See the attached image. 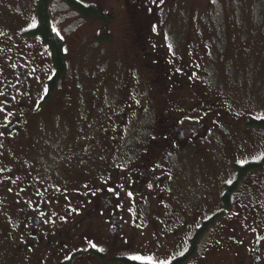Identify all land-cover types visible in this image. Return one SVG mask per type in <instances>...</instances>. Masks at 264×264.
Instances as JSON below:
<instances>
[{
    "label": "flooded vegetation",
    "instance_id": "flooded-vegetation-1",
    "mask_svg": "<svg viewBox=\"0 0 264 264\" xmlns=\"http://www.w3.org/2000/svg\"><path fill=\"white\" fill-rule=\"evenodd\" d=\"M48 2L51 9L52 0ZM133 2L137 3L136 8L126 24L116 25L122 31L119 40L123 48H114V63L106 56L100 60L101 64L97 62L94 70L86 69L87 91L82 88L79 96L75 91L79 86L72 84L76 86L72 92L64 82L73 77L75 71H71L68 62L78 53L74 48L69 52L64 37L53 29L66 49V64L57 71L48 45L35 30L36 2L32 7L33 19L18 29L15 36L6 38L0 30V92L3 93L0 107L5 109L0 113V123H5L4 116L9 111L12 113L7 118V128H0L4 132L0 136V264H78L88 258H96L101 264L156 263L147 258L129 259L141 257L133 251H115L109 256V252L101 251L97 245L95 248L89 245L87 239L92 233L88 235L84 228L87 223H96L97 231L114 248L123 246L133 229L142 231L152 227V218L157 221L164 218L166 223L161 225L170 230L176 216L177 206L173 201L182 160L191 158V148L199 147L201 141L209 145L211 136H219L217 128L223 126L220 119L223 114L210 111L220 102L205 91L203 84L192 86L198 84L196 79L203 67L194 65L191 59L197 48L186 43L183 55L179 48L187 39L183 34L172 36L167 42L160 40L166 31L162 30L165 24L160 19V29L154 27L153 0ZM104 28L97 22L92 35L101 50L104 46L97 40L106 39L108 33H103ZM199 57L196 56L201 60ZM74 77L78 81L86 75ZM191 88L193 98H188ZM57 90L63 93L56 96L62 104L52 109L48 102ZM45 118H49V124L56 121L54 130L61 133L63 127L62 134L77 145L69 151L78 155L74 164L83 171L85 179L81 185L74 184L79 179L75 176L61 182L52 170L48 171L47 153L54 149L43 145L42 150L34 152L33 161L25 155L35 139L34 129L47 121ZM226 126L224 131L228 130ZM235 157L238 161L232 163L228 155L224 157L232 175L224 176L217 186L215 205L204 213L207 215L189 225V235L180 243V248H185L183 255L171 249L161 260L170 264L189 260L186 253L190 242L195 235L197 241L200 238L197 229L203 223L208 229L233 206L235 195L245 186L243 167L247 162L256 164L262 159ZM204 158L205 161L200 158L202 161L196 163L199 166L204 163L208 177L209 174L214 177V161L209 155ZM249 171H254L252 178L259 172ZM252 178L251 183L255 184ZM229 180L232 183H227ZM109 188L116 192L108 191ZM260 200L261 214L243 215V233L227 228L235 246L240 243L244 246L237 249L232 264H264V197ZM161 232L165 235V231ZM73 236H83L85 243L71 242ZM195 245L199 249L200 244ZM126 258L130 262L122 261ZM156 261L160 262L159 257Z\"/></svg>",
    "mask_w": 264,
    "mask_h": 264
},
{
    "label": "rangeland",
    "instance_id": "rangeland-1",
    "mask_svg": "<svg viewBox=\"0 0 264 264\" xmlns=\"http://www.w3.org/2000/svg\"><path fill=\"white\" fill-rule=\"evenodd\" d=\"M36 1L0 0V30L4 31L6 38L15 36L18 29H22L31 22L34 16L32 7ZM78 1L84 4L95 3L103 14L112 15L108 22L103 23L109 26L104 29H107L106 32L111 36L104 39V42L102 41L104 49L101 50L98 44L92 47L90 43V46L88 45L87 41L88 33L95 31L89 28V23L94 22V19L81 18L72 9H67L60 0L51 2L50 21L53 29L59 31L64 37L69 52L74 48L78 53L77 55L74 53L76 58L70 61V69L75 71L73 77L64 82L68 87H71L72 92L76 86H79L80 89L75 90L79 96L82 88H85V92L87 91L86 81L89 82V77L88 73H85L86 69L94 70L97 62L101 64L100 60L106 56L109 58V62L114 63L115 51L112 47L121 45L119 36L122 31L111 27L117 22L126 24L131 10L136 8L137 3L133 0ZM209 2H211L210 5H208ZM155 9L154 27H158V21L161 19V22L165 24L162 30H166L160 40L165 42L166 39H172V36L183 34L187 39L186 42L180 44L179 48L184 51L186 43L197 48L191 59L195 61L194 65L198 63L203 67L202 74L196 79V84H198L192 86L201 87L203 84L205 91L212 93L215 99L220 102L216 108L212 107L210 111L216 112L218 115L223 114L220 118L223 121L221 122L223 128H217L218 137L210 135L209 145L201 141L196 149L190 147L191 158L182 160L180 180L177 183L178 187L174 192L173 201L177 206L176 216L169 225L170 230L165 229V224L161 225L166 223L164 218L159 217L158 221L152 218V227H147V230L143 229L142 231L137 228L133 229L127 235L128 241L123 246L118 245L115 248L103 239L101 232L97 231L96 223H87L84 231H88V235L92 233V236L87 240L94 242L103 251L109 252V256L115 251H133L139 252L143 258L159 263L156 261L157 257L163 261L161 259H165L171 249H176L175 251H179V253L185 249L180 248V243L189 235V225L207 215L204 213L215 205L217 186L223 182L224 176L232 175L230 165L224 157L228 155L229 163H232L238 161L235 155L238 157L243 155L246 158L258 156L257 158H259L264 152V130L258 127L250 128L247 123L248 117L264 118V0H164L163 3L156 0ZM212 17L214 19H211L210 22H205L206 18ZM213 20L216 26L220 23L221 27L216 29L215 25L212 27ZM96 25L97 22L93 24L94 27ZM194 35H197V39ZM182 41L181 38L180 43ZM107 42L108 44H106ZM203 42L207 43L206 46ZM182 54L185 55V51ZM198 55L199 58H202L201 60L196 58ZM103 66L107 67L105 63ZM108 68L110 70L112 66L110 65ZM74 76L85 78L77 81ZM66 90L69 94V88ZM192 91L193 88L188 91V98H193ZM58 94L63 93L55 91L52 94V100L48 102L52 109H55L56 105L62 104V101L56 97ZM48 119L45 118L47 121H42V124L46 123L45 125L40 123V126H36L34 129L35 139L32 140L30 152L25 155L33 161L35 159L34 152L38 149L42 150L43 145L54 149L47 153L50 158L48 160L50 163L47 164L49 165L48 171L52 170L53 174L57 176V181L61 182L75 176L79 179L74 184L81 185L80 182L85 179L83 171L78 170L74 164L78 155L69 151L70 147L75 144L69 137L62 134L63 127L60 129L61 133L55 131L57 122L49 124L51 121ZM226 124L228 130L224 131ZM78 153L83 155L79 151ZM208 155L214 161L212 164V169L215 171L214 177H210L212 174H209L208 177V169L205 168L204 163L202 166L196 163L202 159L205 161L204 157H208ZM260 165L262 170L255 173V178H252L254 171L245 172V186L236 194L237 197L235 195L236 201H233V206L229 207L223 216L221 215L212 226L204 231L199 238V249L193 257L185 260L182 264H232L233 255L237 254V249L244 246H241L242 243L235 246L232 238H229L230 232L227 231V228H231L230 231L237 234L243 233L241 231L245 225L241 220L243 215L246 216L249 213L257 217L261 214L260 203L262 200L260 199L261 196L264 197V163L262 162ZM251 178L255 184L251 183ZM249 184L253 187L252 194L249 191L251 189ZM86 228L87 230H85ZM161 231H165V235ZM71 240L74 243H85L83 236L81 238L73 236ZM204 245L208 246L206 250ZM175 253L173 252V254ZM78 264L101 263L96 258H88V260L79 261Z\"/></svg>",
    "mask_w": 264,
    "mask_h": 264
},
{
    "label": "trees",
    "instance_id": "trees-1",
    "mask_svg": "<svg viewBox=\"0 0 264 264\" xmlns=\"http://www.w3.org/2000/svg\"><path fill=\"white\" fill-rule=\"evenodd\" d=\"M49 0H37L36 1V7H35V10H36V21H37V27H36V32H38V34L40 35V38L42 39V42L47 44L48 45V48L50 50V53L52 55V63L53 65L56 66V69L57 71H59L60 69H62V67L66 64L65 63V56L66 54L64 53V51H66V49L64 48V44L62 42V39L57 35V33L53 30V27L51 25V21H50V18H51V14H52V11L50 9V5H49ZM66 7L67 9H72V11L77 15H79L81 18H90V19H94V22H90L89 23V28L93 29V24L95 22H100L102 25L105 24V22H108L109 19L112 18V15H109L108 13H102L99 9V7L96 6L95 3L93 4H84V3H81L80 1L78 0H60ZM219 1V0H217ZM211 2L208 3V5H210ZM240 6V5H239ZM134 9L131 10V12L133 11ZM211 19H214V17L212 18H206L205 19V22L208 23L210 22ZM264 19V18H263ZM217 22V21H216ZM264 22V21H263ZM104 23V24H103ZM117 23H121V22H117ZM116 23V25H117ZM213 25L212 27H214L215 25V29L217 27H221V24L218 23L219 25L216 26V23L214 22L213 20ZM116 25L112 26L111 28L113 29H117L116 28ZM199 25V24H198ZM105 27H109V26H106L104 25ZM200 26V25H199ZM201 27V26H200ZM107 29H104L103 30V33L106 32ZM95 32V31H94ZM107 33V32H106ZM89 36H88V45L90 43V45L92 47H95L96 45V38L93 40V32L92 33H88ZM114 34V33H112ZM109 35L108 34H105V38H107ZM99 40H97L98 42H100V44H103L102 41L104 42V40L102 38H98ZM95 41V42H94ZM121 43V42H120ZM108 44V42L106 43ZM89 45V46H90ZM116 46H113L112 48H115ZM120 48H123V44L119 45ZM86 51V50H85ZM115 51V49L113 50ZM85 53V52H84ZM82 53V54H84ZM115 54H116V51H115ZM114 54V56H115ZM70 64V60L68 62ZM247 123H248V127L250 128H261L264 130V118H253V117H248L247 118ZM264 163V156L262 157L261 159V162L260 163H256L254 164L253 162H247L245 164V166L243 167L246 171H249L250 169H258L259 171L262 170V167H261V163ZM226 198V196H225ZM206 223H203V226L199 227L197 229V232H198V238L201 236V234L203 235L204 231L207 230V226L205 225ZM194 235V234H193ZM196 236V235H195ZM193 236L195 239H193L191 242H190V249L189 251L186 253L188 254V258H191L193 255H195V253L197 252L198 249H195L194 247L196 246V242H200V239L197 241V238ZM127 259V258H126ZM122 259L123 262H126L128 261V259ZM130 262V261H128ZM131 264H147V263H144V262H130ZM151 264V263H149ZM171 264H177V260L173 261Z\"/></svg>",
    "mask_w": 264,
    "mask_h": 264
},
{
    "label": "snow or ice",
    "instance_id": "snow-or-ice-1",
    "mask_svg": "<svg viewBox=\"0 0 264 264\" xmlns=\"http://www.w3.org/2000/svg\"><path fill=\"white\" fill-rule=\"evenodd\" d=\"M155 2H156V0H153V3H155ZM163 2H164V0H159V3H163ZM153 30H155V29H153ZM46 92H47V89L45 88V93ZM2 95H3V93L0 92V96H2ZM4 112H5V109L3 107H0V113H4ZM11 115H12V113L9 111L4 116L5 123H0V128H4V129L7 128V123L9 122L7 118H8V116H11ZM2 135H4V132H0V136H2ZM239 163H244V162H239ZM227 183L230 184V183H232V181L229 180V181H227ZM120 187H122V186H120ZM149 187H152V185L150 184ZM108 191H111V192H114V193L116 192V190L114 188H109ZM128 195L132 196V192H129ZM89 245L91 247H93V248L97 247L96 244L92 243L91 241H89ZM100 250L102 251L103 249H100ZM180 255H183V253H180ZM129 259H131V260H142L143 257L131 256V257H129ZM159 264H170V262H168V261H160Z\"/></svg>",
    "mask_w": 264,
    "mask_h": 264
}]
</instances>
